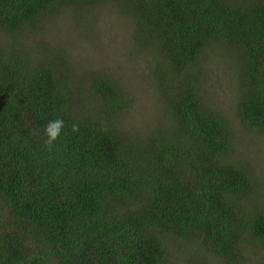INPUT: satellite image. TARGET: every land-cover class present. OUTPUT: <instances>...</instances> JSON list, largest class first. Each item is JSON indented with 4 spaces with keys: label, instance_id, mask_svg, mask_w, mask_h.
<instances>
[{
    "label": "trees",
    "instance_id": "trees-1",
    "mask_svg": "<svg viewBox=\"0 0 264 264\" xmlns=\"http://www.w3.org/2000/svg\"><path fill=\"white\" fill-rule=\"evenodd\" d=\"M100 2L0 0V34L24 38L61 6ZM119 2L164 57L144 137L117 129L129 101L115 81L84 75L75 90L51 54L0 45V264H206L199 252L245 264L264 250V210L248 206L254 179L227 162L230 126L204 98L202 60L209 46L234 53L236 115L264 133V0Z\"/></svg>",
    "mask_w": 264,
    "mask_h": 264
},
{
    "label": "rangeland",
    "instance_id": "rangeland-1",
    "mask_svg": "<svg viewBox=\"0 0 264 264\" xmlns=\"http://www.w3.org/2000/svg\"><path fill=\"white\" fill-rule=\"evenodd\" d=\"M128 8L119 0H101L97 5L82 9L61 6L54 14L34 22L24 38L10 40L0 34V45L25 51L34 60L41 52L51 54L57 58V67L69 76L70 87L75 90L87 88L82 82L85 76H102L115 81L129 101L117 129L129 136L144 137L157 124L159 105L153 81L164 57L158 47L154 50L144 45L143 32ZM235 65L237 61L232 51L225 52L222 46H209L205 50L202 60L206 74L204 98L209 106L226 117L231 131L227 162L245 169L254 179L255 200L248 206L261 211L264 210V133L248 132L238 120L239 89L233 88ZM174 244V238H170L169 245ZM199 253L206 264H222L217 258ZM251 254L245 264H264V250ZM189 259L196 261L194 254Z\"/></svg>",
    "mask_w": 264,
    "mask_h": 264
},
{
    "label": "clouds",
    "instance_id": "clouds-1",
    "mask_svg": "<svg viewBox=\"0 0 264 264\" xmlns=\"http://www.w3.org/2000/svg\"><path fill=\"white\" fill-rule=\"evenodd\" d=\"M65 129V122L63 118L57 117L56 119L50 120L45 128L44 133L47 137L45 140V145L51 148L60 138ZM71 131L76 133L79 131V125L73 124L71 126Z\"/></svg>",
    "mask_w": 264,
    "mask_h": 264
}]
</instances>
